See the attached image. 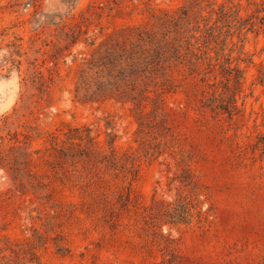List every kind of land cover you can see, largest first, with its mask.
<instances>
[{"label":"rangeland","instance_id":"1","mask_svg":"<svg viewBox=\"0 0 264 264\" xmlns=\"http://www.w3.org/2000/svg\"><path fill=\"white\" fill-rule=\"evenodd\" d=\"M100 1L0 0V237L35 247L29 264H264V0H232L226 15L199 16L201 26L210 17L218 31L246 33L227 43L245 77L233 119L199 109L204 87L191 80L166 97L165 116L140 120L128 106L74 98L73 59L93 50L65 48L63 39H131L156 17L166 39H186L187 0H108L105 11ZM35 72L61 77L49 96L27 81ZM107 123L119 152L137 156L129 190L80 178L33 129L63 138L71 127L104 132ZM25 135L31 140L16 142ZM183 197L190 222L172 224L169 204Z\"/></svg>","mask_w":264,"mask_h":264},{"label":"trees","instance_id":"2","mask_svg":"<svg viewBox=\"0 0 264 264\" xmlns=\"http://www.w3.org/2000/svg\"><path fill=\"white\" fill-rule=\"evenodd\" d=\"M107 1L99 2L102 11L109 8ZM235 7L232 0H226L217 8L212 0H187L183 8L185 17L179 19V22H184L183 34H188L186 39H166L163 17H156L150 30L137 32L131 39H63L65 48L82 43L93 50L89 55L73 59L74 64L79 63L72 75L74 98L99 108L105 103L128 106L140 120L149 114L165 116L166 97L186 89L185 83L192 80L195 85L204 87L202 98L196 99L200 102L199 109L209 108L215 117L233 119L239 112V97L245 77L233 63L227 43L228 37L236 34L239 39H244L246 33L241 27L235 29V33L231 30L223 33L208 23L213 15H226ZM203 12L209 13L210 17L202 19L204 26H201L199 16ZM192 23L197 25L189 28ZM201 66H205L204 71H200ZM182 67L187 73L178 77L173 70L179 71ZM60 80L61 77L53 72H35L27 79L40 98L49 96ZM114 128L110 123L105 125L104 132L87 126L71 127L63 138L36 127L33 129L35 139H43L49 144L50 150L58 157H64L73 171H79L80 178L87 176L102 185L121 181L129 190L128 185L138 174L137 156L130 150L119 152L116 146L119 136L114 133ZM103 133L105 139L101 141L99 138ZM15 140L21 143L31 139L25 135L24 140ZM139 143H145L143 138ZM18 149L25 148L19 146ZM13 178L19 176L13 175ZM202 203L199 201L195 205L199 214ZM189 205L185 197L169 204L167 215L172 224L190 222ZM29 246L28 251L24 247L15 249L9 237H0V264L33 263L28 260V254H35V247ZM7 251L10 254H6ZM157 264H166V261Z\"/></svg>","mask_w":264,"mask_h":264}]
</instances>
